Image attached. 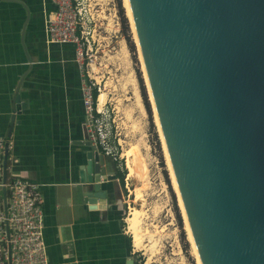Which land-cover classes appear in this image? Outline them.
<instances>
[{
	"label": "water",
	"instance_id": "water-1",
	"mask_svg": "<svg viewBox=\"0 0 264 264\" xmlns=\"http://www.w3.org/2000/svg\"><path fill=\"white\" fill-rule=\"evenodd\" d=\"M129 2L202 264H264V0ZM22 84L9 98L5 179L16 117L29 107ZM74 144L85 202L103 208L102 184L117 176L87 137Z\"/></svg>",
	"mask_w": 264,
	"mask_h": 264
},
{
	"label": "crops",
	"instance_id": "crops-1",
	"mask_svg": "<svg viewBox=\"0 0 264 264\" xmlns=\"http://www.w3.org/2000/svg\"><path fill=\"white\" fill-rule=\"evenodd\" d=\"M45 0H0V130L7 136L9 98L23 80L29 107L9 139V174L44 186V238L50 264H127L135 250L123 219L120 179L102 184L109 195L91 208L78 185L84 120L74 45H48ZM30 57V59H28ZM84 150V148H82ZM106 175L118 166L101 153ZM118 177V176H117ZM127 223V222H126Z\"/></svg>",
	"mask_w": 264,
	"mask_h": 264
},
{
	"label": "rangeland",
	"instance_id": "rangeland-1",
	"mask_svg": "<svg viewBox=\"0 0 264 264\" xmlns=\"http://www.w3.org/2000/svg\"><path fill=\"white\" fill-rule=\"evenodd\" d=\"M120 3L123 15L120 14ZM85 5L91 22L86 30L89 43L84 49L85 68L82 74L87 81L94 83L98 96L101 93L106 95L102 108L97 97L100 116L96 124L106 129L109 136L112 156L107 157L114 166H118L119 171H125L123 219L129 217L131 208L142 209L144 213L143 227L149 247L136 250L128 232L135 250L132 256L137 258L138 264H197L171 183L144 78L143 62L123 0H85ZM124 18L127 20V31ZM135 89L139 91L143 108L137 102ZM109 128H112L111 132ZM128 151L132 152L140 168L141 178L128 176L124 157ZM136 188L142 189L144 202L135 199L133 192ZM123 223L127 230L126 221ZM152 242L155 243L154 251L150 248Z\"/></svg>",
	"mask_w": 264,
	"mask_h": 264
},
{
	"label": "built area",
	"instance_id": "built-area-1",
	"mask_svg": "<svg viewBox=\"0 0 264 264\" xmlns=\"http://www.w3.org/2000/svg\"><path fill=\"white\" fill-rule=\"evenodd\" d=\"M54 6L45 21L46 43L48 45L70 44L75 47L76 62L82 72L85 68L84 49L88 19L85 0H45ZM96 86L81 80L82 104L84 108V128L86 137L102 150L105 156H112L109 136L106 129L97 126L100 116ZM109 132L112 128H109ZM6 135L0 130V264H50L44 238L45 202L42 189L45 185L9 174L4 178V156L7 144ZM137 263V258L134 259Z\"/></svg>",
	"mask_w": 264,
	"mask_h": 264
},
{
	"label": "bare ground",
	"instance_id": "bare-ground-1",
	"mask_svg": "<svg viewBox=\"0 0 264 264\" xmlns=\"http://www.w3.org/2000/svg\"><path fill=\"white\" fill-rule=\"evenodd\" d=\"M123 4H124V8L126 10L127 17H128V19L130 21V24H131L133 38H134V41L137 44L138 52L140 54V59L143 62L142 64H143L144 78H145V82H146V85H147L149 98H150V101H151V104H152V107H153L154 118H155V121H156V125H157L158 131H159L161 139H162L163 149H164L165 156H166V164H167V168L169 170L171 183H172L173 189H174V191H175V193L177 195L178 206L180 208L181 214H182L183 219H184L185 228H186V232H187V239H188L189 243L191 244V251H193V254H194L195 258H196V263L197 264H202L201 259H200V255H199V252L197 250V246H196V243H195V240H194V237H193V234H192L189 222H188V218L186 216V211L184 209L182 198L180 196V192H179V189H178V185H177V182H176V178H175V175H174V171H173V168H172V164H171V161H170L168 150H167V147H166V144H165V141H164V136H163V133H162L159 117H158V114H157V111H156V107H155V104H154V99H153L152 91H151V88H150L149 79H148L147 72H146V69H145V66H144V61H143V58H142L141 50H140V47H139V44H138V36H137L135 23H134L133 16H132V10H131V7H130V2H129V0H123ZM134 92H135L134 94L136 96V99H137V102H138L139 106L141 108H143V105L141 103V96L139 94L138 89H135ZM105 102H106V95L103 94V93L99 94V96H98V105H99V107L102 108V106H104ZM124 157L126 159V167H127V170H128V176L129 177H134V178H136V177L137 178L138 177L141 178V176H140V168L138 167V165H137V163H136V161H135V159L133 157L132 152L131 151L126 152ZM141 191H142L141 188H136L133 193L135 194V199L137 201L144 202L145 201L144 200V196H143ZM143 219H144V213H143L142 209L139 210V209H136V208H131L130 209V213H129V217L126 218V222H127V225H128V232L132 236L133 247L136 250L148 249V247H149L148 245H146V240L145 239L147 238L146 237L147 235H146V230L143 227ZM150 248H151L152 251H154L155 243L153 244V242H152Z\"/></svg>",
	"mask_w": 264,
	"mask_h": 264
},
{
	"label": "trees",
	"instance_id": "trees-1",
	"mask_svg": "<svg viewBox=\"0 0 264 264\" xmlns=\"http://www.w3.org/2000/svg\"><path fill=\"white\" fill-rule=\"evenodd\" d=\"M120 14H122L123 15V11H122V8H121V3H120ZM124 24L126 25L125 26V29H126V31H127V20H126V18H124ZM128 41H130L129 40V37H128ZM131 49H132V51H134V49H133V46H132V44H131ZM144 94V97H145V92L143 93ZM97 97H98V92H97V89L95 88L94 89V98L95 99H97ZM145 103H146V106H147V108H148V110H149V106H148V103H147V101L145 100ZM150 111V110H149ZM117 178L118 179H120V181H121V183H122V185L124 184V176H125V171H118L117 172Z\"/></svg>",
	"mask_w": 264,
	"mask_h": 264
},
{
	"label": "flooded vegetation",
	"instance_id": "flooded-vegetation-1",
	"mask_svg": "<svg viewBox=\"0 0 264 264\" xmlns=\"http://www.w3.org/2000/svg\"><path fill=\"white\" fill-rule=\"evenodd\" d=\"M82 107H83V104H82ZM83 112H84V108H83ZM83 123H84V120L81 122V124H80V133H81V135H82V137L84 138V137H86V132H85V128H84V125H83ZM100 152V151H99ZM134 259L135 258H132V259H130V260H133V262H134ZM135 263V262H134Z\"/></svg>",
	"mask_w": 264,
	"mask_h": 264
}]
</instances>
